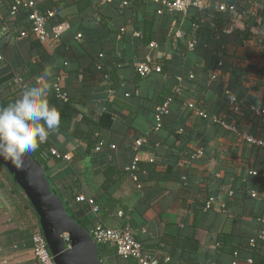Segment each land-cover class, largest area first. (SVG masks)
I'll list each match as a JSON object with an SVG mask.
<instances>
[{"label":"crops","instance_id":"obj_1","mask_svg":"<svg viewBox=\"0 0 264 264\" xmlns=\"http://www.w3.org/2000/svg\"><path fill=\"white\" fill-rule=\"evenodd\" d=\"M77 1L84 8L85 0ZM87 1L90 6L84 11L75 5L48 21L49 31L59 18L69 25L60 42L41 43L32 32L26 38L15 35L24 26L9 22V31L2 23L9 8L0 0V96L10 98L16 90L15 74L28 75L31 65L41 72L46 65L52 67L50 88L57 77L65 76L72 123L68 129L60 126L45 143L49 154L56 149L70 160L50 154L45 172L64 210L87 233L98 222L131 228L146 250L160 258L169 256L168 264H231V249L239 250L264 233L258 221L264 220V148L244 139L264 142V120L251 110L264 107V0H205L208 9L192 8L187 15H159L154 0H142L137 17L123 0ZM220 4L245 13L231 33L226 32L231 15L218 12ZM192 26L202 32L196 49L189 51ZM135 31L142 37H134ZM178 31L183 38L176 36ZM153 42L159 49L149 48ZM147 56L162 72L142 78L135 63ZM34 78L26 81L31 84ZM226 91L245 102L236 118L238 133L184 109L185 102L192 101L210 116L231 122ZM167 101L171 113L155 131L158 103ZM91 133L104 144L100 152L84 140ZM141 138L147 143L137 170L131 171L135 142ZM199 148L204 156L193 159ZM252 171L258 174L251 176ZM79 196L94 199L99 213L78 202ZM211 197L217 201L205 211ZM36 233H43L40 215L3 164L0 264H39L33 252ZM98 247L101 264H138L119 256L113 244ZM260 250L263 254L264 246ZM242 257L250 254L243 252Z\"/></svg>","mask_w":264,"mask_h":264},{"label":"built area","instance_id":"obj_2","mask_svg":"<svg viewBox=\"0 0 264 264\" xmlns=\"http://www.w3.org/2000/svg\"><path fill=\"white\" fill-rule=\"evenodd\" d=\"M134 0H123L122 5L124 7H129L131 2ZM160 6L158 10V14L162 15L164 13L169 14H184L187 15L188 12L192 8H197L201 11L209 8V5L205 0H154ZM35 7V0H17L16 7L14 8V12L17 8H26L33 9ZM218 12L221 13H229L231 15V19L227 25L226 32L231 33L235 30L237 23L244 18V14H239L238 9L235 5L228 4H220L217 7ZM54 12H49L47 16L41 15L38 11L34 10L29 14V21L32 23L31 32L33 36L39 40L41 43L45 42H60L63 35L69 30V25L67 23L55 24L51 31L47 29L48 21L55 17ZM251 15L254 16L253 12ZM197 29V26H194ZM126 33V28L121 29V34ZM134 37L141 38L142 33L139 31H135ZM28 35L26 32H21L20 37L26 38ZM178 38H183L184 33L178 31L176 33ZM78 38H81V35H78ZM199 41L196 38L188 41L187 46L189 51H194L198 46ZM151 50L159 49V45L157 43H151L149 45ZM3 60V56L0 53V61ZM223 63H219V67H222ZM136 72L142 77L147 78L152 74H160L162 72V68L160 65H156L152 56H147L144 61H138L135 63ZM217 75L214 74L212 79L215 80ZM65 76L62 74L56 78L55 83L53 84V89L58 99L62 102H68L70 96L64 87ZM14 84L17 87V90L20 92L25 85L29 83L25 80V78L20 74H15L14 76ZM182 79H179V86L177 88V93L180 94L182 91ZM225 96L229 105V117L231 118V122H229L224 117H216L210 116L207 112H205L202 108L197 106L196 103L192 101H187L184 104V109L192 112L195 116L203 120H212L213 122L219 124L222 128L229 130L234 133H238V124L236 122V118L238 115L244 110L245 102L234 96L231 92L226 91ZM252 112L261 117L264 120V107L259 108L256 106H251ZM170 114V106L167 101L164 105L159 106L156 109L155 113V131H159L162 127L164 118ZM183 130H180V133ZM245 141L249 144L258 145L264 148V142L247 136L244 138ZM147 143V139L141 138L135 142V150L136 155L132 163L131 171H136L138 168V164L141 159V150L143 146ZM104 147V144L101 142L97 148L96 152H100ZM50 154L55 158H63L64 160H70V156L63 155L59 153L56 149H50ZM204 149L199 148L196 153L192 156L193 159H199L204 156ZM258 172L252 171L250 172L251 176H256ZM233 194V193H231ZM251 196L256 199L258 198V194L256 192H252ZM77 201L81 203H87L91 208L92 212L97 215L99 213V208L96 205V202L92 198H86L85 196L77 197ZM217 199L215 197L209 198L205 211L212 210L215 205ZM223 211L227 212V208L225 204H221ZM119 215H123L122 212H119ZM260 224H264L263 219L258 220ZM90 235L94 242L97 245L102 244H113L117 248V252L119 256L122 258H133L137 261L138 264H161L162 261L166 264L171 262V258L169 256H165L164 258H160L157 254L151 253L146 250L143 244L136 239L135 233L131 228H109L105 226L103 223L98 222L95 227L91 230ZM64 241L67 246L69 245V236H63ZM257 239H264V233L259 232L257 238L251 240V244H255ZM33 252L38 260L39 264H56L55 255L51 252L48 242L43 233H36L33 236ZM231 264H238L236 261L232 260ZM247 264H253L251 259L247 260Z\"/></svg>","mask_w":264,"mask_h":264},{"label":"water","instance_id":"obj_3","mask_svg":"<svg viewBox=\"0 0 264 264\" xmlns=\"http://www.w3.org/2000/svg\"><path fill=\"white\" fill-rule=\"evenodd\" d=\"M0 161L28 192L56 264H101L98 245L64 210L43 167L30 155L18 162L20 166L9 159ZM64 235L69 236L70 248Z\"/></svg>","mask_w":264,"mask_h":264},{"label":"clouds","instance_id":"obj_4","mask_svg":"<svg viewBox=\"0 0 264 264\" xmlns=\"http://www.w3.org/2000/svg\"><path fill=\"white\" fill-rule=\"evenodd\" d=\"M51 66H45L33 83L25 85L12 102L0 106V158L20 166L49 136L58 131L62 111L50 103Z\"/></svg>","mask_w":264,"mask_h":264},{"label":"trees","instance_id":"obj_5","mask_svg":"<svg viewBox=\"0 0 264 264\" xmlns=\"http://www.w3.org/2000/svg\"><path fill=\"white\" fill-rule=\"evenodd\" d=\"M6 2H7V6L9 8V10H8V14L6 16V20L5 21L2 20V23L6 24V27H8L9 22L15 23L17 26H19V25L24 26L21 28V32L27 31L26 32L27 35H29V33H31V29H32V23L29 21V14L31 12H33L34 10L38 11L43 16H47L49 12H54L55 14H57V16H61L65 12V10H67V9H69L75 5L78 6L79 12L84 11L85 7L90 6V2L87 0H85V2L83 1L84 2V5H83L84 8L80 5V2L77 0H35V7L33 9L17 8V10L14 12V8L16 7L17 0H6ZM140 4H144V1L134 0L131 2L130 6H129V9H131V11L135 14L136 17L139 13L138 10H139ZM156 13H157V11H156ZM220 16H221L220 18L222 20H225L224 15L220 14ZM136 17L134 20V24L137 25L138 21L136 22ZM64 21H65L64 18L63 19L59 18V21H57L56 24H60ZM8 28H9V31L12 33L13 30H11L10 27H8ZM193 28L194 27L192 26V29H191V32L189 33V36L191 38L200 39L201 38L200 34L202 32V28L201 27H198V29H193ZM21 32L18 31L15 33V35H18L17 33L21 34ZM15 35L13 37H16ZM189 36L187 35V38ZM149 41H151V39ZM148 43H150V42H148ZM179 45L182 47V50H184L183 52L187 51L184 41H180ZM99 69H101V67H99ZM41 73L42 72L39 70L38 66H32L31 65L29 74L25 75V76L22 75V76L26 78L25 80L29 81L30 80L29 78H32V77L36 78ZM105 76L107 78H109V75L107 74V72L105 73ZM1 83L2 82H0V85H1ZM12 85L16 89L14 94L10 98H2L0 96V106H7V104L12 102L15 98H17L18 94L20 93L17 90L16 85L14 83H12ZM50 89H51L50 96H49L50 103L55 104L56 106H58L61 109V111H62L61 127L68 129L72 123V117L74 115V112H73L74 110L72 108V102H71L70 98H69L68 102H66V103L62 102L60 99L57 98L53 87ZM164 104H165L164 102L158 103L159 106L160 105L162 106ZM170 113H171V110H170ZM76 134L82 140V137H80V135L78 134L77 131H76ZM94 135H95L94 133H91L84 138V140L88 142V145L90 148H91V146L93 147V145L94 146L99 145L98 140L95 138ZM172 135H173V133H172ZM49 147L50 146L48 144L44 143L43 145H41V147L36 152L30 154V156L39 165H41L45 171L47 170V162L49 161L50 156H51L47 152ZM95 148H97V147H95ZM0 166H3V163L1 161H0ZM225 244H226V242H225ZM262 246H264V240L257 239L255 244H251V240H250L246 246H244L243 248H240L239 250H235L233 248V249H231V254L233 256V260L236 261L238 264H247V260H249V259H251L253 261V264H264V253L262 254L261 250H260V248ZM243 252L250 254V258H248V259L243 258L242 257Z\"/></svg>","mask_w":264,"mask_h":264},{"label":"rangeland","instance_id":"obj_6","mask_svg":"<svg viewBox=\"0 0 264 264\" xmlns=\"http://www.w3.org/2000/svg\"><path fill=\"white\" fill-rule=\"evenodd\" d=\"M54 255V254H53Z\"/></svg>","mask_w":264,"mask_h":264}]
</instances>
